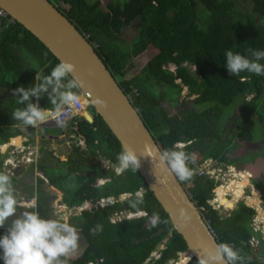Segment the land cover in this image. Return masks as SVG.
<instances>
[{"label":"trees","instance_id":"obj_1","mask_svg":"<svg viewBox=\"0 0 264 264\" xmlns=\"http://www.w3.org/2000/svg\"><path fill=\"white\" fill-rule=\"evenodd\" d=\"M56 1L58 9L78 30L89 35L91 43L98 44L95 47L98 55L111 73L120 78L123 91L128 93L131 85L138 90L132 103L161 150L172 148L178 141H192L185 147L190 153L191 148L206 142L204 157L233 164L232 150L238 145L237 138L255 139L257 130L251 128L252 117H256L261 123L260 130L264 131V75L242 72L238 77L232 76L224 56L229 49L245 55H249L248 49L264 50V0H110L105 8L100 0ZM239 1H248L250 9H239ZM10 19V15L0 17V87L27 88L35 84L38 72L48 75L60 61L31 31L15 19L9 23ZM191 20L193 25L188 34L178 41L179 30ZM129 25L136 30L131 42L121 36L123 28ZM149 46L166 54L175 46L167 61L172 67L159 65L143 80L135 76L125 78L131 60ZM183 87L186 95L181 99ZM32 100L37 102L35 97ZM167 103L177 109L176 113L170 114ZM9 104L0 126V140L15 135L13 125L22 124L13 119L12 113L26 105L17 104L15 96ZM39 104L42 108H53L47 95L39 99ZM236 105L240 106L239 115L232 113ZM229 121L232 128L226 132L224 124ZM65 126L69 128L68 135L74 133L85 144H71L67 158L57 157L54 166L47 163L48 158L55 156L53 152L41 148L45 162L37 161L42 174L37 176L36 185L40 190L37 210L45 217L51 216L52 209L46 203L47 191L42 187L53 185L64 194L68 185L75 182L76 190L70 198H64L67 204L79 205L86 200L93 203L91 208L69 218L78 228L83 243L82 252L70 264H144L148 258H151L148 264H168L169 260L177 259L187 248L185 240L173 229L168 214L139 171L115 170L123 148L102 117L94 114L90 123L75 116ZM53 128L61 133L62 126ZM261 155L264 157V151ZM101 159L109 160L113 167L103 168ZM0 171H4L2 167ZM11 177L16 185L15 177ZM99 178L107 180L97 185ZM191 180V199L197 207H203V217L209 221L218 244L226 242L238 250L241 260L236 264H264V258L256 257L250 242L255 236L259 243H264L261 232H255L251 225L255 210L240 201L228 215H223L208 204L213 196V181L196 176ZM252 183L264 206V177ZM140 190L141 195L137 193ZM105 197H112L114 202L96 205ZM254 197L259 199L257 193ZM119 211L145 214L113 222L111 215ZM97 225L102 226V231L93 235L90 229ZM6 230L7 225L0 228V237ZM156 250L160 256L154 259L152 253ZM198 261L192 257L186 264ZM0 264H4L2 259Z\"/></svg>","mask_w":264,"mask_h":264},{"label":"clouds","instance_id":"obj_2","mask_svg":"<svg viewBox=\"0 0 264 264\" xmlns=\"http://www.w3.org/2000/svg\"><path fill=\"white\" fill-rule=\"evenodd\" d=\"M11 18L14 19L12 16ZM248 52L249 55L233 52L231 49L225 51L226 68L230 75L238 77L242 72L258 76L264 75V63H262L264 61V50L248 49ZM76 71V64L61 60L51 70L50 74L42 75L38 72L34 85L27 88L21 85L13 89L16 103L26 105V107H18L13 111V119L35 128L38 132H42L41 125L47 123L51 119L52 111H55V125L64 126L68 122L63 119L66 111H76L83 101L82 90L85 89L86 82L75 75ZM45 95L53 105L51 110L47 107L42 108L39 104V99ZM34 97L37 101L35 103L32 100ZM95 102L98 105H107V101L101 97H96ZM185 147V144L177 142L172 148L160 151L149 143L145 144L140 154H137L130 147H124L118 154V167L115 170L118 173L129 169L137 172L141 167V157H151L155 172L159 167H167L180 181H187L193 176L189 163L195 161L196 154L187 152ZM0 161V167H2L3 159ZM110 165L112 164L109 160H105L103 164L101 163V166L106 169L111 168ZM4 169L2 168V170ZM157 177L159 183H164L163 179L158 175ZM106 180L97 179V185L103 184ZM137 193L141 195L142 190ZM122 197L125 198L126 194ZM30 199H33V197ZM113 202L112 197L101 198L97 201L100 206H107ZM90 203L88 208L92 206ZM23 206V198L16 192L12 177L6 171H0V228L7 225L5 234L0 237V250H2L0 259L3 260L4 264H70V261L79 250L80 241L78 228L69 222V217L73 215L71 214L72 211H68V217L60 212L45 217L39 213L37 204L33 200L31 204L27 205V208L31 210H25L17 214L18 208ZM77 207H80L77 214L84 210L81 209V206ZM129 213L135 214L131 217L141 215V213L132 211H119L111 215V219L113 216L117 218L116 221L131 218L124 217ZM181 217L185 222L190 220L183 209H181ZM9 220H11V223H8ZM152 222L155 225V219ZM99 231H102L100 225L90 229L93 235ZM239 260H241V256L238 250L229 243L224 242L219 243L214 252L207 250L200 252L198 264H236ZM169 261H172L171 264H176L178 258Z\"/></svg>","mask_w":264,"mask_h":264},{"label":"water","instance_id":"obj_3","mask_svg":"<svg viewBox=\"0 0 264 264\" xmlns=\"http://www.w3.org/2000/svg\"><path fill=\"white\" fill-rule=\"evenodd\" d=\"M0 7L42 41L59 61L76 64L75 75L86 82L82 96L87 108L81 112L85 120L92 123L94 114L102 117L122 148L130 147L140 154L145 144L150 143L162 151L140 113L120 87L117 77L108 69L90 40L51 0H0ZM96 97L103 98L107 105H98ZM241 143L250 149L262 145L247 139ZM243 168L251 171L253 178H258L260 171L264 170V158L247 161ZM138 171L168 214L173 229L186 242L187 248L179 254L178 260L185 258L183 264H186L190 257L199 260L200 252H214L218 241L203 217V207L196 206L178 178L167 167H159L155 172L151 157H141ZM157 175L164 183H159ZM181 209L190 217L189 221L185 222L181 217Z\"/></svg>","mask_w":264,"mask_h":264},{"label":"rangeland","instance_id":"obj_4","mask_svg":"<svg viewBox=\"0 0 264 264\" xmlns=\"http://www.w3.org/2000/svg\"><path fill=\"white\" fill-rule=\"evenodd\" d=\"M108 1H110V0H100L101 6L105 8V5H106V3ZM51 2L53 4H55V5L57 4L56 0H51ZM239 4H241V6H238V8L241 9V10H243V9L249 10L250 9V5L251 4L248 1H239ZM192 25H193V21L191 20L190 22L187 23L186 27H184V28L179 30L181 32L180 35H181L182 38L180 37V39L178 41H180L181 39H184L186 37V35L188 34V32H189V30H190ZM135 35H136V30H135L133 25H129V26L124 27L122 32H121L122 38L125 41H127V42H131V40L135 37ZM175 46L170 48L172 51H170V53H168V54L158 50L157 48L149 47L145 52H143L137 58H133L131 60V65H130L129 71L126 74L125 78H130L132 76H135L139 80H143L151 71H153L159 65L172 67L171 64H167L168 63L167 61H168L169 56L174 53ZM27 55H28V59L30 61L34 62L33 58L29 54H27ZM117 79L120 80L119 77H117ZM3 93H5V94H3ZM6 94H8V95H6ZM12 95H14L13 91L12 92L11 91H7L6 88L0 87V122L1 123H3V113L5 111V108L7 109L9 107V102H10V99H11ZM185 95H186V88L183 87L182 91H181V99L184 98ZM186 99H188V98H185V100ZM165 105H166L167 108H169L170 114L176 113V111H177L176 108L169 107V103H167ZM234 112L237 113V115L240 114V106L239 105H236L234 107V109L232 110V113H234ZM251 120H252L251 121L252 122L251 123V125H252L251 128H254L255 130H257V133L255 135V139H254V141H257L264 135V131L260 130L261 123L257 122L256 117H252ZM224 128H225L226 132H229L230 129L232 128L231 122L230 121L229 122H225ZM46 130L47 131H51V132L59 133V132H57L55 130V128L50 127V126ZM68 138H66V137L61 138V141H62L61 143H59V142L54 140L52 146H49V148L54 151V154H59L58 158L60 160L63 159V158H67V155L70 153V150H71L70 142L69 143L66 142ZM42 141L44 143L48 144V140L44 139ZM16 142L19 143V140L16 141ZM73 142L75 144H77V145L80 144L78 138H74ZM206 144L207 143L205 142L203 144H200L198 147L196 146V147L191 148L190 149V153L202 154V150L205 149ZM30 149H34L35 150V147H30ZM14 151H15V154H14L15 157H16V155H18V157H22V155H25V153H27V149H21V148H18V149L14 150ZM33 154L35 156L32 155V154L29 155V156L33 157L35 159L37 153L34 152ZM7 158H10L11 161H13L12 155H9L8 157H4L3 161L5 159H7ZM103 160L104 159H101L100 163L103 164ZM29 163H32V161L29 162ZM29 163H25L24 165H21V168L24 167V168H22V170H24V171L21 174L22 175L21 178H17V176H16V178H15L16 179V185H13L15 190H16V192L19 194V196H21L23 198V201H24V207L23 208H18L17 214H20V213H22L25 210H31V209L27 208V205L31 204L34 199H30L29 200V198L27 196H24V195L29 190V188L33 187L34 183L37 180L36 179V175L41 174V172H39L37 168L31 167V165L27 166ZM47 163L53 164L54 160L49 158V161ZM11 166L12 165L9 164L8 167H6L7 169L5 168L4 171H6L10 176H14L15 177V174L12 175L11 172L9 171L11 169ZM110 166L112 167V165H110ZM57 169L60 170L61 172H63V169H61V168H57ZM15 172H18V171H15ZM250 173L252 174L251 171H250ZM243 179L246 180V178L244 176H243ZM246 181L248 183V180H246ZM63 183H64V181H63ZM231 183H232V186H233L234 190L240 189V185H239L238 181H233ZM247 183H245V184H247ZM70 184L71 185H68V190L64 193L65 194L63 196L64 198H70L72 193L77 188V184L75 182H71ZM65 185H67V182H65ZM24 188H27V189H24ZM246 188H247V190L245 191V195L250 194V197H247L246 201L249 204H253L255 207H257L255 205V203H258L260 205L261 213L264 214V206H263V204L259 203L260 202L259 199H258V201H255L256 199H255L254 196H252L253 195V190L251 189L250 186L247 185ZM50 189H51V191H52V193L54 195L53 204H56L57 200H58V194L60 196H62V192L56 187H53V188H50ZM39 191L40 190L38 188V191L36 193H34V194L38 195ZM218 191H219V189H218ZM220 191H221V193H220L221 202L225 203L227 206H230V203H234V205L232 207L230 206L232 209L235 208L240 201H242V199H239V197H236L235 199L233 198V199L224 200L225 198H223V191H222L221 188H220ZM47 193H51V192H47ZM242 195H243V190L240 192V197H242ZM49 196H51V195L47 194L46 198H48ZM251 197H253V198H251ZM238 199H239V201L236 202V200H238ZM260 199H261V197H260ZM28 201H30V202H28ZM65 207L67 208V206H65ZM222 207H223V205H222ZM261 208H263V209H261ZM257 209H259V207H257ZM71 211H72L71 214H73L75 216V214H77L80 211V207L72 206L71 207ZM221 211H223V209ZM137 213H141V212H137ZM53 214H54V210H53L51 216ZM226 214H228V213H226ZM63 215H66L68 217L67 213H65ZM73 215H71L70 217H72ZM258 216H259V218H262V220L264 221V215L262 217L260 215H258ZM9 222H11V220H9ZM261 227H262L261 228L262 231H260V232L262 234V237L264 238V222L262 223ZM82 245H83V243H82V238H81V235H80L79 250L76 253L75 257L78 256L82 252V249H83ZM161 245H159V247ZM255 245H254L255 246L254 249H255L256 257L260 258V259H263L264 258V243H257V241H256ZM257 251H258V253L256 254ZM152 258H154V257L152 256ZM147 262H149V261H147ZM146 263H144V264H146ZM178 263H179V261H177V264Z\"/></svg>","mask_w":264,"mask_h":264},{"label":"built area","instance_id":"obj_5","mask_svg":"<svg viewBox=\"0 0 264 264\" xmlns=\"http://www.w3.org/2000/svg\"><path fill=\"white\" fill-rule=\"evenodd\" d=\"M6 16H7V12L3 8L0 7V17H6ZM11 21L12 20L10 19V22ZM84 36L87 39L89 38V35H84ZM92 45H93V47L98 46V44L96 42L92 43ZM126 95L129 98V100L132 102L135 95H138V90L134 86L131 85L129 90H128V93H126ZM86 108H87V104H86V101L84 100V97H83V101L78 106V109L74 112L66 111L65 115L63 116V119H65V121L67 122L71 118H73L74 116H81V112L83 110H85ZM48 109L51 110L52 108H48ZM136 110L138 111V108H136ZM55 121H56V113H55V111H52L51 119L47 123L52 122V123L56 124ZM47 123H45V124H47ZM45 124H43V125H45ZM178 142H181V143L185 144V146H187L192 141H178ZM26 149H27V154L25 153L26 155H22V157H18V155H16V157H15V155H14L15 151H12L13 161H11L10 158L5 159L2 162V168H6V167H8L9 164H11L12 166H11V169L9 171L11 172V174H14L15 170L20 168V166L22 164L29 163L31 161L34 162L35 159L33 157H30L29 155H31V154L34 155L33 153L36 152V150L30 149V146L27 147ZM0 163H1V161H0ZM189 167L193 171V176L200 177V178H207V179L213 181V183L215 184L214 188L212 189L213 196H212V198L208 199V204H210L214 209H217L223 215H228L234 208L232 209L230 206H227L226 204L221 202V200L219 198L220 194L216 191V189L218 186H223L225 189V193L223 195L228 199H233L235 192H234L233 187L231 186V182L240 181L242 178L241 177L242 174L245 172H248L249 170H247L246 168H243L241 166H236L234 164H230V163H227L224 161H219V160L214 159L212 157H204L202 154H196L195 161L190 162ZM248 178H249L248 183L246 185H244L243 195H242V198H240V199H242V201L244 203H246L249 207H252L255 210V214L253 215L251 225L253 226V229L255 232H260V231H262L261 226H262V223L264 221L262 220V218H259V216H258L259 213H258L257 208L253 204H249L246 201V198L250 197V194L245 195V191L247 190V188H246L247 185L250 186L251 189L253 190L252 196H254V192H255L259 196V200H260L259 203H262V200L260 199L259 191L257 189H255L254 184H252L251 180L253 177H252L251 173L248 175ZM180 182L182 183V181H180ZM190 183H192L191 179L187 180L185 182V184L184 185L182 184V185L187 190L188 194L191 196L190 189H189V186L191 185ZM238 201H239V199L236 200V202H238ZM222 205H223V207H222ZM221 208L223 209V211H221L222 210ZM261 209H263V208H261ZM226 213H228V214H226ZM141 214H145V213L141 212ZM134 215L135 214L129 213L127 215H124V217H131ZM204 219H205V217H204ZM111 220L113 222H116L117 218L113 216ZM205 221L208 224V226L210 227L209 221L206 219H205ZM210 229H211V227H210ZM256 239L257 238L255 236H252L250 238V242L253 245V247L256 246L255 245L256 241H257V243H259V240L258 239L256 240ZM152 256L154 257V259H156L160 256V254L156 250L152 253ZM150 259L151 258H148L147 261H150ZM168 263L171 264L172 261H169ZM146 264H148V262Z\"/></svg>","mask_w":264,"mask_h":264},{"label":"crops","instance_id":"obj_6","mask_svg":"<svg viewBox=\"0 0 264 264\" xmlns=\"http://www.w3.org/2000/svg\"><path fill=\"white\" fill-rule=\"evenodd\" d=\"M149 47H152V46H149ZM6 89H7V91H11V92L13 91V89H10V88H6ZM3 94H5V93H3ZM6 95H8V94H6ZM12 96H14V95H12ZM9 107H10V104H9ZM9 107L7 109L5 108V111L3 113V118H4L5 112L9 109ZM0 126H3V123L0 122ZM49 126L50 127H56L57 125H55L52 122L51 123H47V124L41 126L43 128L42 132H38L35 128H33L31 126H26V125L20 124V123L13 125V128L16 131V134L12 135L11 137H9L8 140H2V139L0 140V160L4 159V157H8L9 155H12V151H14V150H16L18 148L26 149L29 146L30 147H35V150H36V153H37V155L35 157V161L32 162V163H29L27 166L31 165V167L37 168L38 171L41 172V174H42V171L39 170V168H38V165H39L38 163L45 162L41 158V155H42L41 148H43V149L47 148L48 150L52 151L53 154H54V151L51 150L49 148V146H52L54 140L59 142V143H61L62 142L61 138H63V137H66V138L69 137L68 138L69 140L67 139L66 142L67 143L70 142V146H71V144L74 143L73 142L74 138H78L79 139V143L84 146L85 142H84L83 139L77 137L76 135H74V133H70V135H68L69 128L66 127L65 125L62 126L61 133H56V132L54 133V132H51V131H47L46 129ZM44 139L48 140V144H46V143H44L42 141ZM18 140H19V143L16 142ZM54 155H55L54 157H51V159L54 160V163L50 164L51 166L55 165L56 158L59 157V154H54ZM65 159L66 158H63L61 160H65ZM37 161H38V163H37ZM104 161L105 160H103V162ZM24 164H22V165H24ZM22 168H24V167H22ZM22 168L20 166V168H18V170H17L18 172H15V178H16V176H17V178H21V176H22L21 174L24 171V170H22ZM38 175H36V179H37ZM45 180L48 182V179H45ZM24 189H27V188H24ZM37 191H38V187L36 186V182H35L33 187L29 188V190L25 193L24 196H27V197L32 196Z\"/></svg>","mask_w":264,"mask_h":264},{"label":"flooded vegetation","instance_id":"obj_7","mask_svg":"<svg viewBox=\"0 0 264 264\" xmlns=\"http://www.w3.org/2000/svg\"><path fill=\"white\" fill-rule=\"evenodd\" d=\"M241 141H243V140L237 138L238 145L236 147H234L233 150H232V155H233V158H234V163H233L234 165L243 167L244 163H246L247 161H254L255 162V161L258 160L259 157H263L261 155V152L264 151V136L261 137L259 140L256 141V142H260L262 144L257 149L247 148V147H245L244 144L242 145ZM252 141H254V140H252ZM247 173L250 174L249 171ZM259 174H260V176L258 178H252L251 181L253 182L256 179H259V178L264 177V170H261ZM53 187H55V186L52 185V186H48V187H42L47 192H51V193H47V194H50L51 196H49L48 198H46V196H45L46 203H49L50 204L51 209H52V212L54 210V213H56V212H60L62 214L68 213V210H71V207L72 206H70V205L67 204V202L65 201V199L63 197L64 194H63L62 191H61L62 192V196H60L58 194L57 203L56 204H53V202H54V195H53V193H52V191L50 189V188H53ZM41 197L43 198V195ZM38 198H39V195H35V194L33 195V199L35 200L36 204H37ZM256 200H258V199H256ZM28 202H30V201H28ZM89 202L90 201L86 200V201L82 202L81 204L74 205V206H81L82 207L81 209L86 210V209H89L88 208ZM90 204L93 206V203H90ZM96 205H98V203H96ZM65 206H67V208ZM90 264H92V263H90Z\"/></svg>","mask_w":264,"mask_h":264},{"label":"bare ground","instance_id":"obj_8","mask_svg":"<svg viewBox=\"0 0 264 264\" xmlns=\"http://www.w3.org/2000/svg\"><path fill=\"white\" fill-rule=\"evenodd\" d=\"M253 174V173H252ZM248 173L247 172H245V173H243L242 174V178H241V180L240 181H238L239 182V185H240V189H236V190H234V192H235V194H234V199L236 198V197H239V199L240 198H242V197H240V192L243 190V187H244V185H246L245 183H247V181L246 180H248L249 178H248ZM243 176L246 178V180H244L243 179ZM231 186H232V183H231ZM233 187V186H232ZM220 188L222 189V191H223V194L225 193V189H224V187L223 186H218L217 187V192L220 194L221 193V191H220ZM218 189H219V191H218ZM220 198V197H219ZM223 198H225L224 200H227L228 198H226L224 195H223ZM258 201V200H257ZM225 204V203H224ZM234 205V203H230V206L232 207ZM255 205L257 206V207H259V209H257L258 210V213H259V215L260 216H263L264 214L263 213H261V211H260V205L258 204V203H255ZM256 207V208H257ZM186 259L185 258H181L180 260H178L179 261V263L178 264H181V263H184V261H185Z\"/></svg>","mask_w":264,"mask_h":264}]
</instances>
